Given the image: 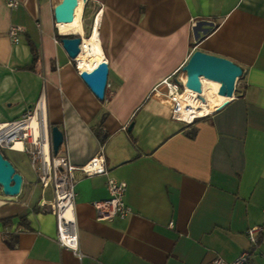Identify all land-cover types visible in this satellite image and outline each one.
Instances as JSON below:
<instances>
[{"label": "crops", "instance_id": "obj_1", "mask_svg": "<svg viewBox=\"0 0 264 264\" xmlns=\"http://www.w3.org/2000/svg\"><path fill=\"white\" fill-rule=\"evenodd\" d=\"M18 1L0 0V125L41 106L44 129L63 131L60 151L72 164L103 146L110 175L127 183L131 213L98 220L94 203L109 196L108 175L77 172L79 258L60 246L56 216L41 205L53 192L38 194L37 172L15 162L23 186L16 196L0 186V264H213L249 249L248 230L264 228V0H80L71 23L55 20L63 0ZM12 25L23 27L18 43ZM73 33L90 60L109 64L103 100L63 48L59 36ZM198 49L243 74L231 99L218 93L206 116L186 123L152 92L186 73ZM24 148L12 151L31 159Z\"/></svg>", "mask_w": 264, "mask_h": 264}, {"label": "built area", "instance_id": "obj_2", "mask_svg": "<svg viewBox=\"0 0 264 264\" xmlns=\"http://www.w3.org/2000/svg\"><path fill=\"white\" fill-rule=\"evenodd\" d=\"M4 1L10 8H15L19 4L18 0ZM99 14L100 12L96 16V22L99 21ZM22 31L23 27L19 25H12L9 28L8 34L14 43L20 42ZM82 46L81 43L80 47L82 48ZM185 84L186 79L181 82L178 78V74H174L161 80L154 87L152 94L157 92L159 95L174 102L173 107L169 109L173 118L186 123H193L200 117L192 118L189 121L183 120L180 117L183 108L180 104L178 95L185 89ZM34 115L29 113L27 117L8 124L0 125V151L2 152V149L6 148L10 150L14 149V143L16 140L22 141L23 145L25 144L24 150L30 153L32 168L37 172L41 185L44 188L49 187L52 189L54 196L53 200L48 204L43 203L41 205L44 207L49 205L50 211L56 216L58 243L60 246L72 250L79 258H83L84 252L81 249L75 218V188L78 181L77 172H83L89 176L100 174L108 175L107 188L109 196L106 199L94 203L97 212V219L100 221L124 219L131 213V209L125 200L127 183L124 180L117 179L110 175L103 146L89 161L83 165L77 166L71 163L65 152L59 150L58 154L54 153L50 134L47 128L44 129L42 123L41 127H39L40 134L38 138L34 139L29 134V130L25 128V122L31 119ZM27 139H29L31 147L26 146L25 142ZM32 146L35 149H33ZM69 211L70 214H68ZM263 232L264 228L259 226L249 229L248 237L251 243L249 249L244 250L233 261H227L222 256H217L214 259L213 264H250L254 247L259 243V235Z\"/></svg>", "mask_w": 264, "mask_h": 264}, {"label": "water", "instance_id": "obj_3", "mask_svg": "<svg viewBox=\"0 0 264 264\" xmlns=\"http://www.w3.org/2000/svg\"><path fill=\"white\" fill-rule=\"evenodd\" d=\"M83 1L86 2V0ZM79 2L80 0H63L58 4L54 9L56 22H73ZM83 41L84 39L80 33L66 34L61 39L63 48L74 61H77V57L82 51L80 44L82 43L83 45ZM185 71L187 73L186 87L200 94L203 90L202 77L218 81L220 82L218 93L227 99H231L234 96L236 83L243 74V68L234 61L199 49L195 50L189 58ZM80 76L100 100L105 98L109 78V64L104 58H101L100 62L92 69L82 70ZM159 96V93L155 92L152 94V99H158ZM131 127L132 124L130 125ZM48 132L51 137L53 151L58 154L64 142V133L57 125L48 128ZM22 185V174L0 151V186L3 192L7 195L16 196L20 194Z\"/></svg>", "mask_w": 264, "mask_h": 264}, {"label": "bare ground", "instance_id": "obj_4", "mask_svg": "<svg viewBox=\"0 0 264 264\" xmlns=\"http://www.w3.org/2000/svg\"><path fill=\"white\" fill-rule=\"evenodd\" d=\"M88 45V44H87ZM86 43L83 41L82 51L80 52L79 56L77 57V62L82 70L84 69H92L94 66H96V62H93L88 58L89 52H90V46H87ZM81 70V71H82ZM187 78V73L183 74V80ZM202 85L203 90L200 93L201 97L203 99L198 98L197 92L185 87V89L178 95V98L180 100V104L183 108L182 113L180 114L181 119L183 120H191L192 118H196L199 116H203L205 114H208L210 112L208 100L211 98L214 99L217 96V93L214 90L210 91V94L207 92V88L218 90L220 87V82L210 80L207 78L202 77ZM208 83V85H207ZM45 114V113H44ZM44 126V118L42 117V107L40 106L38 111L35 113V115L25 122V128L29 130V134L34 138H38L40 134L39 127ZM19 142L22 147L17 148L15 145ZM14 149H23V142L20 140H16L14 143ZM70 214V211L69 213Z\"/></svg>", "mask_w": 264, "mask_h": 264}, {"label": "rangeland", "instance_id": "obj_5", "mask_svg": "<svg viewBox=\"0 0 264 264\" xmlns=\"http://www.w3.org/2000/svg\"><path fill=\"white\" fill-rule=\"evenodd\" d=\"M178 78H179V80L181 82H183V74L179 73L178 74ZM207 85H208V83H207ZM202 88H203V85H202ZM211 90H214L218 94V90L211 89L209 87L207 88L208 94H210V91ZM198 98L203 99L201 97V94H198ZM35 111L36 110L33 108L30 112H28V114H26L22 118L27 117L29 115V113H31V115H34ZM25 143H26V146L27 147H31V145L29 143V139H27ZM15 146L17 148H21L22 147V145L19 142H17V144ZM32 148L35 149L33 146H32ZM2 151H3L4 154H7L11 158V162L14 164V166L16 167V169H18L17 166H16V163L18 162V163L21 164V167L24 170L30 172L33 175L35 174L34 171H33V168H32V160L29 158V156H28L27 153H25V152L24 153H18L16 151H12V150L7 149V148L6 149H2ZM38 184H40L39 185L40 186V189H39L38 194H40V193L42 194L43 193L48 198L49 197H52L51 188H49V187L48 188H44L41 185L39 178H38ZM251 257L253 259L252 262H251V264H264V240L260 244V246L256 248L255 253L252 254Z\"/></svg>", "mask_w": 264, "mask_h": 264}, {"label": "trees", "instance_id": "obj_6", "mask_svg": "<svg viewBox=\"0 0 264 264\" xmlns=\"http://www.w3.org/2000/svg\"><path fill=\"white\" fill-rule=\"evenodd\" d=\"M62 38H63V36H59V39H62ZM27 42H28L29 45L31 46L32 52H33V54H34V63H35V62L37 61V57H38V51H37L36 45L34 44V42H33L30 38L27 39ZM97 134L100 136V138H101L102 140H104L105 137H106V135H107V134H104V135L102 136V135H100L98 132H97ZM195 134H196V130H193V131L190 133L191 136H195ZM2 153H3V151H2ZM3 155H4V157H6L7 159H9V157H7L4 153H3ZM9 160H10V159H9ZM10 161H11V160H10ZM44 210L47 211L48 209H44ZM263 240H264V232H263V234H260V235H259V243L257 244V246L254 247V250H253L252 254L254 253V251L256 250V248L260 245V243H261Z\"/></svg>", "mask_w": 264, "mask_h": 264}]
</instances>
